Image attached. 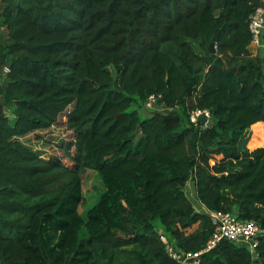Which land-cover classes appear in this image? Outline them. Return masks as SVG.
Returning a JSON list of instances; mask_svg holds the SVG:
<instances>
[{
	"label": "trees",
	"instance_id": "16d2710c",
	"mask_svg": "<svg viewBox=\"0 0 264 264\" xmlns=\"http://www.w3.org/2000/svg\"><path fill=\"white\" fill-rule=\"evenodd\" d=\"M261 7L0 0V264H178L154 221L196 253L208 212L260 235L253 252L221 241L199 264H264V148L239 149L264 125V57L248 49ZM151 95L168 111L142 117ZM194 109L211 121L190 124Z\"/></svg>",
	"mask_w": 264,
	"mask_h": 264
},
{
	"label": "built area",
	"instance_id": "2783aa9c",
	"mask_svg": "<svg viewBox=\"0 0 264 264\" xmlns=\"http://www.w3.org/2000/svg\"><path fill=\"white\" fill-rule=\"evenodd\" d=\"M264 1V0H262ZM264 7L258 8L250 16L249 30L252 35V43L259 44L261 36L264 34ZM160 96L151 95L144 103L143 111L147 113H164L168 110L158 104ZM189 123L196 126L200 121L208 123L211 121V114L207 110L194 109L188 115ZM210 221L214 227V232L206 247L200 252L183 253L174 248V245L160 235V241L165 245V249L172 259L178 264H199L200 256L213 249L221 241L232 242L236 245L246 247L251 252L258 245L260 228L252 221H242L236 215L222 212H208Z\"/></svg>",
	"mask_w": 264,
	"mask_h": 264
},
{
	"label": "rangeland",
	"instance_id": "374dc122",
	"mask_svg": "<svg viewBox=\"0 0 264 264\" xmlns=\"http://www.w3.org/2000/svg\"><path fill=\"white\" fill-rule=\"evenodd\" d=\"M264 18V16H263ZM249 52L251 54V57L255 58L257 56L264 57V36L262 41H259V44L252 43L249 47ZM165 113V112H164ZM142 117L149 116L150 113H147L143 110L140 112ZM264 148V125L259 124L257 128H249L246 130L245 134L243 135L240 144L239 149L242 153V158L246 159L248 157H251L253 155V152L256 149ZM93 187V186H92ZM92 187L89 185H85V195L87 192H89ZM184 191L186 192L187 198L191 202L193 208L198 212H205L203 208H201L199 202L195 200L194 193H193V182L190 180L187 182ZM154 228L156 229L157 233L164 236L166 240L169 242V239L167 237V234L162 232V228L158 221H154L153 223ZM172 244V243H171Z\"/></svg>",
	"mask_w": 264,
	"mask_h": 264
},
{
	"label": "water",
	"instance_id": "95a60500",
	"mask_svg": "<svg viewBox=\"0 0 264 264\" xmlns=\"http://www.w3.org/2000/svg\"><path fill=\"white\" fill-rule=\"evenodd\" d=\"M215 43H216V36L213 38V40L210 44V47H209L210 54L213 56H215V52H216ZM9 68H10V65H8L6 67V70H9ZM248 251L251 252L249 249H248Z\"/></svg>",
	"mask_w": 264,
	"mask_h": 264
},
{
	"label": "crops",
	"instance_id": "0c3cea01",
	"mask_svg": "<svg viewBox=\"0 0 264 264\" xmlns=\"http://www.w3.org/2000/svg\"><path fill=\"white\" fill-rule=\"evenodd\" d=\"M193 193H194V191H193ZM201 208H203V207L201 206Z\"/></svg>",
	"mask_w": 264,
	"mask_h": 264
}]
</instances>
